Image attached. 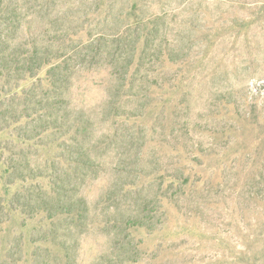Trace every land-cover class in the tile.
<instances>
[{
    "label": "rangeland",
    "instance_id": "1",
    "mask_svg": "<svg viewBox=\"0 0 264 264\" xmlns=\"http://www.w3.org/2000/svg\"><path fill=\"white\" fill-rule=\"evenodd\" d=\"M0 264H264V0H0Z\"/></svg>",
    "mask_w": 264,
    "mask_h": 264
}]
</instances>
